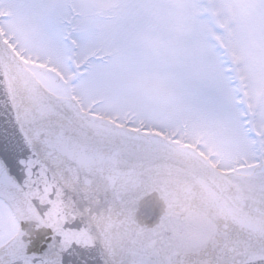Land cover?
Here are the masks:
<instances>
[{"label": "snow or ice", "instance_id": "6c2138e0", "mask_svg": "<svg viewBox=\"0 0 264 264\" xmlns=\"http://www.w3.org/2000/svg\"><path fill=\"white\" fill-rule=\"evenodd\" d=\"M0 264H264V0H0Z\"/></svg>", "mask_w": 264, "mask_h": 264}]
</instances>
